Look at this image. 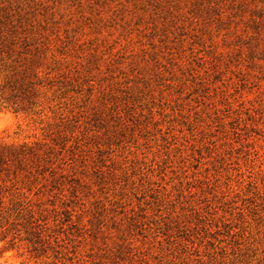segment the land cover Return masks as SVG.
<instances>
[{
    "label": "rangeland",
    "instance_id": "1",
    "mask_svg": "<svg viewBox=\"0 0 264 264\" xmlns=\"http://www.w3.org/2000/svg\"><path fill=\"white\" fill-rule=\"evenodd\" d=\"M212 1L0 0V264H264V0Z\"/></svg>",
    "mask_w": 264,
    "mask_h": 264
},
{
    "label": "trees",
    "instance_id": "2",
    "mask_svg": "<svg viewBox=\"0 0 264 264\" xmlns=\"http://www.w3.org/2000/svg\"><path fill=\"white\" fill-rule=\"evenodd\" d=\"M205 2V6H201L206 10L210 7L212 8L214 5L212 0H205ZM2 52L6 54L8 58L15 62L19 61L20 63L17 65L14 63L11 66V70L6 76L5 83L2 85V91L4 92L9 88L10 95L6 97L2 96L1 98H5L16 110L22 109L26 105L32 103L34 82L31 79V75L34 74L33 61L35 59L33 57H27L26 52L19 50L14 41L6 43L0 42V53ZM36 157H38V152L34 145L27 143L18 146L0 144V170L7 169L10 163L14 161L21 164L28 159ZM2 203L3 198L0 196V204Z\"/></svg>",
    "mask_w": 264,
    "mask_h": 264
}]
</instances>
